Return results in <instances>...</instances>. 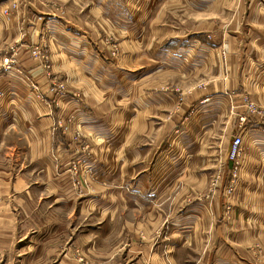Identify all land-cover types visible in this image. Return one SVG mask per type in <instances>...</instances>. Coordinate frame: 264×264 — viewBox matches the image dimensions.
<instances>
[{
	"label": "rangeland",
	"instance_id": "rangeland-1",
	"mask_svg": "<svg viewBox=\"0 0 264 264\" xmlns=\"http://www.w3.org/2000/svg\"><path fill=\"white\" fill-rule=\"evenodd\" d=\"M107 3L0 0V122L8 131L14 126L20 142L33 147L32 157L40 153L32 142L51 135L61 148L35 157L31 168L45 173L41 167L49 163V182L69 187L64 200L43 192L47 207L34 203L27 213L17 207L13 234H0V264H217L229 242L257 262L254 255L262 256L264 247L259 236L244 241L248 233L217 223L215 210L225 204L230 214L245 183L264 185V165L249 162L244 140L251 130L244 129L246 121L264 120V97L245 80L264 76L248 74L264 58V0H133L131 8L140 3L147 11L141 32L116 25ZM22 8L30 11L26 18ZM42 15L50 22L35 31ZM69 15L90 40L82 36L77 43L57 31ZM200 30L203 39L222 44L210 52L192 47ZM176 35L190 49L165 50ZM240 41L246 43L237 52L241 69L246 63L247 78L240 74L238 81L243 95L223 106L219 125L202 144L206 174L197 177L207 162L199 153L201 125L192 129L191 118L177 111L186 100L201 101L207 85L227 81L232 46ZM88 57L96 66H88ZM200 116L197 122L207 120ZM233 126L243 145L238 156L229 151L224 164L216 152L226 147ZM223 233L240 238L225 242Z\"/></svg>",
	"mask_w": 264,
	"mask_h": 264
},
{
	"label": "crops",
	"instance_id": "crops-1",
	"mask_svg": "<svg viewBox=\"0 0 264 264\" xmlns=\"http://www.w3.org/2000/svg\"><path fill=\"white\" fill-rule=\"evenodd\" d=\"M104 2H107V0H103ZM110 1V0H109ZM133 0H111V3H107L108 11L109 13H115V24L118 25L120 28L126 30V31H136V32H141L140 26L143 25L145 22V16L147 15V11L144 9V6L138 3L136 5V9L130 7L129 2H132ZM121 3L120 9H117L113 6L115 3ZM138 2V0H136ZM96 7V8H95ZM94 9H98L97 6H95ZM113 7V8H112ZM264 9V5L262 6ZM38 8V7H37ZM140 9V10H139ZM44 11V9H41ZM45 12H47L45 10ZM22 13L24 14L25 18L29 15L30 11L25 10L22 8ZM135 16V18H134ZM69 18V20H68ZM66 19L64 17L63 23L61 24L60 28L59 26H56L58 29L57 31L63 32L62 34H65L66 37L69 38H76L74 40L77 41V43L81 42V37H85L89 39V32H87L86 28L84 26H81V22L74 21V19H70L71 15L68 16ZM132 18V19H130ZM50 22L48 18H46L44 15L40 16L39 23L35 26V31L37 29H40V27H44L46 23ZM70 25H68L67 24ZM69 26V27H67ZM158 29H161L159 26ZM76 31V32H75ZM87 33V35H83ZM196 34H199L196 36V38L191 41V46L192 47H198L200 49H205L208 52H210L209 49H216V46L221 45L222 43H216L208 39H203L202 36H206L202 30L198 31ZM91 35V34H90ZM38 34L36 33L34 35L33 40L38 38ZM179 35L174 36L175 39H172V42L168 44H164L165 50L169 51H175L179 49H190L189 45L182 44L176 41V37ZM191 36V35H190ZM199 38V39H198ZM203 39V40H202ZM236 39V37H235ZM223 46L226 45L225 42H223ZM217 44V45H216ZM191 47V48H192ZM221 47V46H220ZM219 47V48H220ZM234 49V56L232 57V68L231 70L228 71V76L230 77H225L227 78V81L223 80L222 83H219L220 85L218 86H213L214 84H210L211 86H206V90L202 93V99L201 101L197 102L194 101L193 99L190 101L186 100V105L182 107L180 110H178V113H181L183 117L189 116V119L191 118V128L193 129L194 125H201L202 129V135H201V147L199 150V153L202 157V163L203 159L207 160L206 166L204 169H201V172H198L197 177H204L206 174V169L208 166V161L209 159L207 156H203L205 152L201 151L202 149V144L208 143L210 140L209 138V133L214 131L216 128L215 126L219 125L215 124L217 122L221 121L222 115L225 113L223 110V106L226 105L231 101V97L238 96L240 99L243 95V84L242 86H239V78L240 74L241 76H247L246 74V63L244 64L243 69L240 66V64L237 62L239 59V56L237 54L238 50L242 48H246V43H243L242 41L238 42V46H232ZM208 55V54H207ZM84 59H87L86 57H83ZM82 59V57H79V61ZM249 59L253 62L254 65H256L255 60H253V56L249 57ZM89 62H86L88 66H96L97 61L92 60L91 58L88 57ZM204 58H200V61H203ZM262 62L258 63V66L256 65V70H253L254 73H248V74H257L258 72L261 73V71H264V58L260 59ZM75 61L76 58H75ZM104 61V60H102ZM105 62V61H104ZM202 63V62H201ZM93 69V68H91ZM95 69V68H94ZM231 71V72H230ZM263 77V78H262ZM258 77L254 79L253 81L250 80V77H246L245 79L247 82H250V87L253 86V90H250L251 92L255 91L256 97L260 95L264 97V76ZM231 79V83L228 81ZM253 94V93H252ZM205 98H209L207 100H204ZM236 114H240L236 113ZM199 115L200 119L202 117L206 118V121H201L197 122L199 120ZM198 116V117H197ZM195 120V121H194ZM262 122H259L258 118H256L253 122L251 121H246L245 127L250 128L251 130H248L247 132L244 133V140L246 144V150L248 151V160L251 163L252 160L254 159L255 161H260L264 165V120H261ZM237 125H234L237 127L240 123V120L237 119L236 121ZM12 131H8V128H5V124L0 122V234L1 233H8L7 237L9 235L11 236L13 234V229L16 224V218L18 217V213L16 212L17 207H20L27 213V210H31L34 207V203L39 206V202L41 203L42 206L47 207L49 206L50 202H44L42 200V194L43 192H51L53 191L54 193H60L62 196H57L60 199H63L67 197V190L65 187V182L62 180V184L65 188H61L59 184H54L49 182V166L48 164L46 166L41 167L45 173H40V172H35L31 168L32 161L35 157L39 158L45 153H49V151L52 150H57L60 149L61 147L57 145L58 142L55 141V139L51 136L48 135L47 138L44 141H40V143L36 144L32 142L33 145H37L40 148V153L35 154L34 157L30 155V150L28 149L30 144L27 142H20L22 136H18L17 132L14 134V126L11 125ZM216 126V127H217ZM234 126L232 129H230L228 137H227V142H226V147L222 148L220 151H218V147L216 146V153L217 155L220 154L221 157V162L226 164L229 160L228 154H229V149L230 146L232 145L233 142V134H236V130H234ZM8 131V132H7ZM11 132V133H10ZM14 134V135H13ZM199 134H201L199 132ZM240 135V134H239ZM62 140L61 141H66L65 136H61ZM209 140V141H208ZM214 142L216 141L215 139L213 140ZM59 144V143H58ZM24 145V146H23ZM31 147V146H30ZM65 147V146H64ZM33 148V147H31ZM25 151V152H24ZM43 151V152H42ZM211 151H214L212 149ZM42 152V153H41ZM263 152V155H262ZM212 153H210L211 155ZM209 155V156H210ZM47 156V155H46ZM260 157V159H257ZM45 159H41V161H44ZM213 164V163H212ZM221 165V168L223 165ZM219 163H217L218 166ZM262 165V166H263ZM214 166V167H215ZM224 169V168H223ZM33 170V171H32ZM226 170V168L224 169ZM227 171V170H226ZM230 170L228 169L227 172ZM40 174V175H38ZM40 176V178H39ZM262 180H264V167H263V176L261 177ZM59 181V180H58ZM54 185L57 187L56 190L51 189L50 186ZM225 185V184H224ZM222 185V187H224ZM51 190V191H50ZM236 191V190H235ZM237 199L238 200H233L230 203L231 210L230 214H225L224 210V205L223 211L220 210L221 206H218L215 210V215H217V218L215 216V221L223 226V224L226 225H238L240 227V234L242 233H248L247 236L243 239L244 241L251 239L250 234L255 233L259 236V239L263 242L264 245V185H258V186H252L251 183H245L243 186H241L237 190ZM40 192L41 196L40 199H36V196H33L34 193L37 194ZM154 192V191H153ZM66 195V196H63ZM72 197L75 199L74 195H76V192L74 191L72 194ZM139 195V194H138ZM140 196L133 197L134 201L137 202L138 205H142V200L143 198H139ZM153 198V197H151ZM36 199V200H35ZM226 199V198H225ZM225 202L223 200L222 204ZM86 204H83L85 206ZM112 206V205H110ZM238 212V213H237ZM193 214V212H189ZM222 213V216H220ZM220 216V217H219ZM183 220V219H181ZM184 222H187L186 220H183ZM172 223V221H170ZM175 223V222H174ZM254 224L255 229L252 228V232L250 231V225ZM237 235L236 233L234 234H227V236L223 233L222 236L224 238L228 239H235V238H240V236ZM5 236V235H3ZM0 235V239L3 237ZM227 241V239H226ZM225 241V242H226ZM6 240L3 241L5 243ZM0 243L2 241L0 240ZM224 246L222 249L223 251H220L217 255L216 258L218 260L217 264H264V247L262 253V256L260 254L254 255V257H258V261L255 263H250L248 261V258L244 259L245 257H251L248 256L247 253H242V252H236L237 250L233 246V243L229 242L227 243L228 248ZM225 249H228L227 251L231 252L230 254H226ZM260 261V262H259Z\"/></svg>",
	"mask_w": 264,
	"mask_h": 264
},
{
	"label": "built area",
	"instance_id": "built-area-1",
	"mask_svg": "<svg viewBox=\"0 0 264 264\" xmlns=\"http://www.w3.org/2000/svg\"><path fill=\"white\" fill-rule=\"evenodd\" d=\"M243 145V138L242 136L238 135V136H235L234 137V140L232 142V145H231V150H230V154L232 156H238L239 155V152L241 150V147Z\"/></svg>",
	"mask_w": 264,
	"mask_h": 264
},
{
	"label": "water",
	"instance_id": "water-1",
	"mask_svg": "<svg viewBox=\"0 0 264 264\" xmlns=\"http://www.w3.org/2000/svg\"><path fill=\"white\" fill-rule=\"evenodd\" d=\"M231 147V146H230Z\"/></svg>",
	"mask_w": 264,
	"mask_h": 264
}]
</instances>
